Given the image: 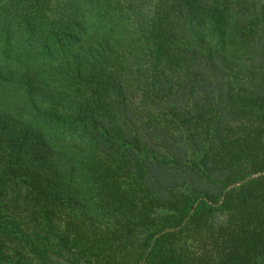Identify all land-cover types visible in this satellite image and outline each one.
Returning <instances> with one entry per match:
<instances>
[{"label":"trees","instance_id":"obj_1","mask_svg":"<svg viewBox=\"0 0 264 264\" xmlns=\"http://www.w3.org/2000/svg\"><path fill=\"white\" fill-rule=\"evenodd\" d=\"M0 264H264V0H0Z\"/></svg>","mask_w":264,"mask_h":264}]
</instances>
